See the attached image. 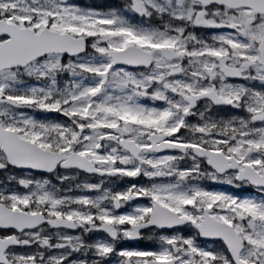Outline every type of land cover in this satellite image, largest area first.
Listing matches in <instances>:
<instances>
[{
    "label": "snow or ice",
    "instance_id": "snow-or-ice-1",
    "mask_svg": "<svg viewBox=\"0 0 264 264\" xmlns=\"http://www.w3.org/2000/svg\"><path fill=\"white\" fill-rule=\"evenodd\" d=\"M0 264H264V0H0Z\"/></svg>",
    "mask_w": 264,
    "mask_h": 264
},
{
    "label": "rangeland",
    "instance_id": "rangeland-1",
    "mask_svg": "<svg viewBox=\"0 0 264 264\" xmlns=\"http://www.w3.org/2000/svg\"><path fill=\"white\" fill-rule=\"evenodd\" d=\"M148 243L149 242H147V241H141V243L132 246L130 242H125V246L126 247H136V248H139V247H145Z\"/></svg>",
    "mask_w": 264,
    "mask_h": 264
}]
</instances>
